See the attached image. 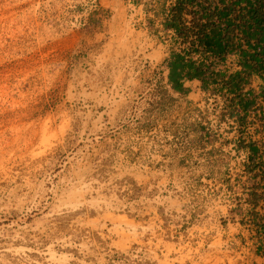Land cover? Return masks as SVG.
I'll return each instance as SVG.
<instances>
[{"label":"rangeland","instance_id":"1","mask_svg":"<svg viewBox=\"0 0 264 264\" xmlns=\"http://www.w3.org/2000/svg\"><path fill=\"white\" fill-rule=\"evenodd\" d=\"M119 1L109 35L87 0H0V264H230L220 102L154 83L165 0Z\"/></svg>","mask_w":264,"mask_h":264},{"label":"trees","instance_id":"2","mask_svg":"<svg viewBox=\"0 0 264 264\" xmlns=\"http://www.w3.org/2000/svg\"><path fill=\"white\" fill-rule=\"evenodd\" d=\"M164 12L162 27L173 34L163 60L171 90L185 94L183 83L196 80L236 118L246 150L242 223L264 257V0H169Z\"/></svg>","mask_w":264,"mask_h":264},{"label":"built area","instance_id":"3","mask_svg":"<svg viewBox=\"0 0 264 264\" xmlns=\"http://www.w3.org/2000/svg\"><path fill=\"white\" fill-rule=\"evenodd\" d=\"M128 7H130V9H136L138 7L134 6L131 2H127ZM87 10L84 11L83 14H81V17L79 18V21L77 22L78 25L80 26H84L86 24H88L89 18H90V14L92 13H97L98 15L104 16L105 15V10H103L99 4V0H87ZM169 4V0H165V3L160 11V13H158V17H156L155 23L158 26L159 31L164 35L165 39L163 46L165 47V55L162 58V60L159 63V67L158 70H156V76L152 78V81L154 83H159V82H163L165 87L170 88L169 84L167 83L166 80V67L164 65V58L167 55V51L168 48L170 46V42H171V38H172V32L168 29H164L162 27V20L163 17L165 15V12L162 13L163 9H166L167 5ZM140 11H142V8H139ZM159 71V72H158ZM171 89V88H170ZM204 93V92H202ZM207 94H210L211 96L215 97L216 99L219 100L220 104L218 107V113H219V117L224 120L228 125H229V130L230 133H232L233 137H232V143L230 144V149L233 153V158H232V166L234 168V174L231 175L230 173L226 172L223 174L224 179L228 178H238L240 179L241 182V188H240V193H239V199H238V206H239V210H238V215L241 216V221L245 220L244 214L246 212V209L248 207V204L246 202V198H247V179H246V173H245V169H244V164L246 161V150L242 147L238 146L237 143V138H236V118L235 116L230 117L227 113V109L224 106L223 103V98H221L218 95L215 94H211L209 92H206ZM210 157H208L207 159H209ZM203 160V159H202ZM232 176V177H231ZM203 178L208 177L207 174H202ZM209 178V177H208ZM244 230H247V225L242 223ZM248 231V230H247ZM253 234V233H252Z\"/></svg>","mask_w":264,"mask_h":264},{"label":"crops","instance_id":"4","mask_svg":"<svg viewBox=\"0 0 264 264\" xmlns=\"http://www.w3.org/2000/svg\"><path fill=\"white\" fill-rule=\"evenodd\" d=\"M119 0H99V4L102 9L107 11L108 17L100 18L97 21L99 24L97 26H103L102 33L98 34H109L112 35V32L117 28L116 21H119L120 18V3ZM92 17H96V15H91L89 18V22L92 21ZM97 19V18H96ZM97 24V23H96ZM161 59L163 56L160 57ZM160 59V60H161ZM258 80L253 79L252 85L256 86L258 84ZM183 86L188 88V91L185 94H181L172 90V92L176 95L183 96V97H195L198 96L200 92L199 89V82L196 80L185 81ZM233 217L231 221L226 219V222L222 225V222L218 220V225L220 228L222 227L220 240L223 242H230L233 243L234 247H232V251L228 253V259L230 264H264V257L259 256L255 253V247H247L244 250H240L242 248V242H245L247 239V232L244 230L241 216L235 213H230L229 209L223 208L220 212V216L223 220L224 217L229 216ZM237 249L239 251H237Z\"/></svg>","mask_w":264,"mask_h":264}]
</instances>
